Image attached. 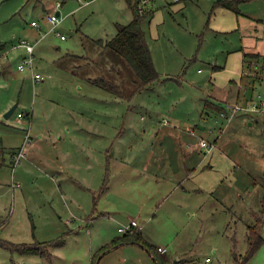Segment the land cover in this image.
<instances>
[{
    "label": "rangeland",
    "instance_id": "rangeland-1",
    "mask_svg": "<svg viewBox=\"0 0 264 264\" xmlns=\"http://www.w3.org/2000/svg\"><path fill=\"white\" fill-rule=\"evenodd\" d=\"M215 3L147 6L142 27L160 80L134 93L130 68L101 46L134 19L126 0H0V42L9 48L0 63V264H92L133 218L154 256L166 248L164 264H264V244L250 256L248 243L256 223L264 239V113H233L213 99L235 79L226 67H242L240 34L211 26ZM58 11L53 29L47 17ZM22 40L35 44L44 81L17 67ZM98 63L106 78L115 65L122 95L90 81ZM64 162L67 175H56ZM39 243L45 252L15 247ZM154 256L129 244L96 264H159Z\"/></svg>",
    "mask_w": 264,
    "mask_h": 264
},
{
    "label": "trees",
    "instance_id": "trees-1",
    "mask_svg": "<svg viewBox=\"0 0 264 264\" xmlns=\"http://www.w3.org/2000/svg\"><path fill=\"white\" fill-rule=\"evenodd\" d=\"M180 1L184 2L188 0H179V2ZM241 1L242 0L216 1L214 8L219 6L224 7L226 9H229L230 11L233 10L237 15H239L240 10L238 6ZM126 2H128L129 6L133 10L134 19L126 25H119L117 35L114 38L107 40L105 43L101 42V46H104L107 50L109 49L117 56L115 57L117 64H126L128 68H130L131 72L135 76V80L133 81L137 85L134 93H137L140 92V90L151 89L155 85V83L160 80V75L156 68V64H154L152 51L151 48H149L147 36L142 27V21L144 17L143 15H140L138 13V3L135 2V4H133V0H126ZM6 45L7 44L5 43L0 44V52L6 50ZM76 58H79V56H77ZM243 61V74L240 81L241 83H244V81L247 80V85H254L259 80V77L263 71L262 65L260 69H256V71L255 68H253L254 62H261L260 56L254 53H244ZM98 65H100L98 66L100 69H103V66L100 63H98ZM249 70H251V72L248 73ZM257 71L258 74L256 75ZM108 75L109 77H112L111 75H113L114 79H111L109 77L106 78L104 73L102 74V72H100L99 74H97V76L93 77V79L90 80L94 82L98 87L111 92L114 95H122V87L118 85L116 83L118 81L115 80L116 77L120 75L118 69L115 68V65L111 66ZM261 213L264 216V211H262ZM248 230V243L251 249L250 256H252L253 253L257 249H259L261 245L264 244V239L262 238V233L260 232L261 227L259 226V223H256L252 227H249ZM128 244L139 245L143 248H146L147 251H149L151 255L154 256L153 252L151 251V245L149 244L145 236H143L142 230H140L138 227H134L132 231H128V233L122 234V237L114 239L111 244L105 245L100 248L99 252H97V254L94 256L93 264H96L97 258H100V262V260L110 251H113V249L121 248ZM0 245L6 246L7 242H2L0 240ZM15 247L18 251L20 250L23 253L38 254L45 252L48 246L39 243L34 244L33 247L26 244H19V246ZM157 254L158 256H154V259L158 261L159 264H164V262H166V258L163 257L164 255L160 254L159 251ZM160 256L162 258L161 261H159Z\"/></svg>",
    "mask_w": 264,
    "mask_h": 264
},
{
    "label": "crops",
    "instance_id": "crops-1",
    "mask_svg": "<svg viewBox=\"0 0 264 264\" xmlns=\"http://www.w3.org/2000/svg\"><path fill=\"white\" fill-rule=\"evenodd\" d=\"M180 2H182V1H180ZM214 2H216V1H214ZM238 7L240 10L239 15H237L233 10L230 11L229 9H226V8L220 7V6L216 7V10L214 11V12H216L214 14L215 16L211 21V26L213 27V29L215 31H218L220 33H229L230 34L233 32V33H239L240 34L239 44H238V45H240V47L237 46L234 53L237 56V60L242 62V67L239 65V67L235 69L234 67L232 68L230 66L229 67L227 66L226 71L230 72V74H228L227 77L229 76L228 78H235V79H233V81L229 85V87H226L224 90H222V89L219 90L220 91L219 96H221V97L217 98V97H213L212 95H210L213 97L214 101L217 102V104L218 103H225L228 106H232V107L237 103L241 106H247L250 104L252 105V104H256L257 102H259V100L261 101V98L264 99V0H242L239 3ZM213 8H214V5H213ZM57 13L60 14V12H57ZM3 43L4 42H0V44H3ZM5 44H7V43H5ZM6 46H7L6 47V51H7L9 48H8V45H6ZM13 49H15V46L13 47ZM244 53L258 54L260 56L261 62H259V63L254 62V64L257 65L258 67H261V65H262V68H263V71L259 77V80L254 85H251L248 88L242 87V83L240 81L242 78L241 76L243 74V63H244L243 56H244ZM77 56H79V58L81 57L80 55H77ZM77 56L75 55L74 59H77L76 58ZM70 57H72V56H70ZM96 72L97 73H95V74L91 72L89 74V79H93V77L97 76V74H99L100 72H102V74H103L104 69H100L98 67V70H96ZM32 79H33V77H32ZM250 91H252V92H250ZM256 93L258 94L257 99H256ZM241 98L243 100L242 102H240V100H239ZM229 101H233V102H229ZM248 102H250V103H248ZM221 113H222V111H221ZM258 113H264V110H260ZM222 114H224V113H222ZM223 116L226 117L227 119H230L229 116H227V115H223ZM259 116H257V117L259 118ZM257 117L255 119L256 122L258 119ZM91 129L92 128H90V130ZM29 134H30V132H29ZM93 135H94V139H96V136L98 134L93 133ZM218 139H219V137H218ZM204 142H206V141L204 140ZM201 148H199V144H198V146H194V147L191 146L192 151L190 153L194 156L196 154L201 155L200 151L203 150ZM14 150H16V149H14ZM26 150L27 149H24V151H26ZM201 153H202V151H201ZM24 154H25V152H24ZM17 155H18V153H16L15 155H14V153L12 154V160L11 161H14L12 163L13 167H16L17 164H19L21 162L20 160L23 158V157L20 158ZM192 155H190L191 158L193 157ZM82 156H83V154H82ZM16 157H17V159H15ZM83 157L86 159L88 158L85 156H83ZM107 159H108L107 166L109 168V164H111L110 161H112L113 158L111 155L110 156L107 155ZM159 161H162V159H159ZM52 169L56 175H58V174L59 175L60 174L61 175L66 174L67 175V168L65 166V162L60 164V165L57 164V165L53 166ZM192 170L194 171L195 169L189 168L188 172H191ZM49 175H51L50 171H49ZM52 179L56 181L57 185H60L61 181H59L58 177L52 178ZM62 182H63V179H62ZM133 220H134V218H133ZM106 245H108V244H106ZM128 245H126V246H128ZM130 245H134V244H130ZM103 246H105V245H103ZM163 248H165V247H163ZM92 259H94V257ZM93 261L94 260H92V264H93Z\"/></svg>",
    "mask_w": 264,
    "mask_h": 264
},
{
    "label": "built area",
    "instance_id": "built-area-1",
    "mask_svg": "<svg viewBox=\"0 0 264 264\" xmlns=\"http://www.w3.org/2000/svg\"><path fill=\"white\" fill-rule=\"evenodd\" d=\"M135 2L138 3V13L140 15H144L146 14L147 12V6L153 2V0H134ZM177 2H179V0H176ZM212 1H231V0H212ZM62 6V4L58 5L57 9L59 10L60 7ZM60 12V11H58ZM47 20H49V22H51L54 26H53V29H57V27L59 26V24L62 22V18L59 16H57V14H52V15H48L47 17ZM32 26L34 27H39V24L38 22L36 21H33L32 22ZM56 35L58 36H61L63 39L65 38L64 35H61L59 32L56 31ZM19 47L21 49H23L25 51V55L23 56V59H22V62L18 64V68L21 72H25V71H31L32 72V77H33V80L34 82H42L44 80V77L39 74V73H36L35 72V44H31L30 42H27L25 40H22L19 44ZM7 53L6 50L5 51H2L0 52V63L2 61V59L4 57H7ZM254 66L256 67L257 65L254 64ZM256 69H258L256 67ZM256 104H252L250 106H241V105H234L233 107H230V109L233 110V113H236V112H240V111H243V112H259L260 110L259 109H256ZM24 117H26L25 114H23L22 112H19L18 113V118L19 120L21 119H24ZM29 135V133L27 134V136ZM30 138V136H29ZM28 138V140H29ZM209 143L206 141L204 142V145H208ZM210 145V144H209ZM18 157H23L24 156V150H20L18 152ZM17 159V157L15 158ZM139 223L137 220H133L130 222V224H128L127 226L125 227H120L119 228V232L121 234H125V233H128V231H132V229L134 227H139ZM158 251L160 252H167L166 251V248H163V247H160L158 249Z\"/></svg>",
    "mask_w": 264,
    "mask_h": 264
},
{
    "label": "water",
    "instance_id": "water-1",
    "mask_svg": "<svg viewBox=\"0 0 264 264\" xmlns=\"http://www.w3.org/2000/svg\"><path fill=\"white\" fill-rule=\"evenodd\" d=\"M59 15L60 14L57 13V16H59ZM17 107H18V104H15V106H13L10 110H8V112H6V115H5L6 119H9V118H11L14 115L15 110L17 109ZM177 262H178V260L176 261V264H177Z\"/></svg>",
    "mask_w": 264,
    "mask_h": 264
}]
</instances>
